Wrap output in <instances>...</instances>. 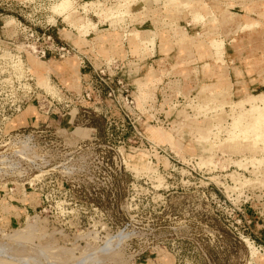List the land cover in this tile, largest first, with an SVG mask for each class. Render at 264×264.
Wrapping results in <instances>:
<instances>
[{
    "label": "rangeland",
    "instance_id": "rangeland-1",
    "mask_svg": "<svg viewBox=\"0 0 264 264\" xmlns=\"http://www.w3.org/2000/svg\"><path fill=\"white\" fill-rule=\"evenodd\" d=\"M61 1L0 0V264H264V0Z\"/></svg>",
    "mask_w": 264,
    "mask_h": 264
},
{
    "label": "bare ground",
    "instance_id": "bare-ground-1",
    "mask_svg": "<svg viewBox=\"0 0 264 264\" xmlns=\"http://www.w3.org/2000/svg\"><path fill=\"white\" fill-rule=\"evenodd\" d=\"M70 3H71L70 0H62L60 4L56 5V7L59 10L65 11L66 9L71 7ZM127 4H128V1L125 0L124 3L119 4V7H121L120 5H125V7H127V11H128V5ZM185 4H187V3H185ZM71 9H72V7H71ZM118 12H120V11H118ZM65 14H67V13H65ZM196 106H197L196 107L197 109H199V108L202 109L205 107L206 109L211 110V108H212V107L208 108L210 105L206 104V103L203 105H196ZM231 106L232 107L230 109L229 116L231 115L232 116L231 118H233V120H232L233 127L231 129L230 128H228L227 130L225 129L226 131L224 130L225 132H227L228 137H229V139L226 138V140H228V142H229V140L232 139V137H231L232 134H239V133L241 134V133H244L248 130H250V131L252 130L255 132L254 133L255 136H253V137L262 136L263 141H264V93L246 96L245 98H243L241 100L235 101L234 103H232ZM215 108L216 107H214V109ZM212 135H213V133H212ZM242 135H244V134H242ZM252 139L250 137V139L245 138L244 140H252ZM204 140H206V139H204ZM241 140H243V139H241ZM255 140H256V138H255ZM225 142L226 141H224V143ZM214 156H215L214 153L210 154L204 158L205 161H201V162H203V163L211 162L212 160H214L213 159ZM215 158H216V156H215ZM252 159H251V161H252Z\"/></svg>",
    "mask_w": 264,
    "mask_h": 264
},
{
    "label": "crops",
    "instance_id": "crops-1",
    "mask_svg": "<svg viewBox=\"0 0 264 264\" xmlns=\"http://www.w3.org/2000/svg\"><path fill=\"white\" fill-rule=\"evenodd\" d=\"M185 3H188L187 1L185 2ZM193 17H194V19H198V18H202L203 16L200 14V13H196V14H194L193 15ZM187 25H191V24H187ZM126 29H128V26H127V28H125V30L123 31V38H122V41H121V45L122 46H124V41H126L127 40V37L128 36H130L131 35V33L130 32H127L128 30H126ZM148 33H150V43H149V45H148V47H149V52L150 53H153V52H155V53H161L160 51H159V44H158V46H156L157 45V42H155V38H156V33L155 32H153V31H148ZM152 36V37H151ZM153 39V43H152V40ZM213 40H215V41H217V42H219L221 45L223 44L222 43V41L221 40H218V39H216V38H212ZM211 39V40H212ZM90 49V48H89ZM158 49V50H157ZM214 49V48H213ZM215 50V49H214ZM89 51V50H88ZM123 53L121 54V55H116V56H113V57H115V58H117V59H120L121 60V62H122V66L124 65V67L125 66H128L129 64H126V62L122 59L124 56H126L127 54L125 53V48H123ZM88 53V52H87ZM216 53V52H215ZM96 55L98 56V58H96V59H94L93 61L90 59L89 60V58L87 57V55H85V58H86V60H87V62L89 63V67H86L87 68V70H88V74L91 72L90 70L91 69H97V68H103V67H105V68H107L108 67V65H109V63L111 62V60L110 59H108V58H106V57H104V56H101L100 54H98V53H96ZM100 55V56H99ZM124 55V56H123ZM156 55V54H155ZM155 55H153V58H155L156 56ZM90 56L91 57H93L94 58V56L92 55V54H90ZM123 56V57H122ZM155 56V57H154ZM152 57V56H151ZM159 59H161V58H159ZM161 60H164V59H161ZM161 60H157V59H150L149 58V66L148 67H151V66H153V65H156L159 61H161ZM123 61H124V63H123ZM166 61V60H165ZM134 65H133V67L134 68H137V62L135 61V62H132ZM131 65V64H130ZM54 69V68H53ZM64 72V71H63ZM84 73H86L85 72V69H84ZM67 74V73H66ZM88 74H85L84 75V77H87L88 76ZM72 76V75H71ZM71 76H70V79H71ZM134 76V75H133ZM137 76V75H136ZM135 76V77H136ZM129 77H131V76H129ZM73 78V77H72Z\"/></svg>",
    "mask_w": 264,
    "mask_h": 264
},
{
    "label": "built area",
    "instance_id": "built-area-1",
    "mask_svg": "<svg viewBox=\"0 0 264 264\" xmlns=\"http://www.w3.org/2000/svg\"><path fill=\"white\" fill-rule=\"evenodd\" d=\"M60 49H64V47L63 46H60L59 47ZM104 69H105V67L104 68H101V69H99V72L100 73H104ZM94 71L95 72H97V69H94ZM107 79H109V77H106ZM120 81V80H119ZM104 82V84H106V82L105 81H103ZM125 91L127 92V89H125ZM92 93V92H91ZM86 96H88L90 93L87 91L86 93ZM107 94H109L110 95V93L108 92ZM128 96V95H127Z\"/></svg>",
    "mask_w": 264,
    "mask_h": 264
}]
</instances>
